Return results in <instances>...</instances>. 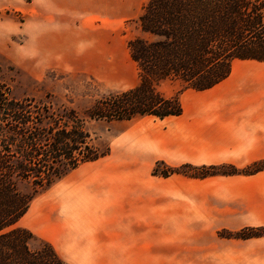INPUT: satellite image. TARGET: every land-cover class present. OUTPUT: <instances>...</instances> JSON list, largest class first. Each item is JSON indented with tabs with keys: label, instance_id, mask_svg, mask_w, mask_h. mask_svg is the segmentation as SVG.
I'll use <instances>...</instances> for the list:
<instances>
[{
	"label": "rangeland",
	"instance_id": "obj_1",
	"mask_svg": "<svg viewBox=\"0 0 264 264\" xmlns=\"http://www.w3.org/2000/svg\"><path fill=\"white\" fill-rule=\"evenodd\" d=\"M89 1L99 5L108 0ZM112 1L114 15L108 19L81 13L58 18L50 0H0V85L8 88L10 97L45 103L55 114L70 109L82 116L100 97L135 86L138 75L127 43L140 35L136 19L148 0ZM60 19H64L61 33L54 31ZM160 89L167 96L177 94L190 113L199 111L191 102L195 91H180L178 84L169 82ZM180 121L138 117L111 124L87 122L90 144L99 152L108 150L96 163L101 188L89 194L68 188L94 163L40 191L19 223L34 237L30 248L47 242L64 264H86L91 250L79 249L73 242L64 248L69 230L78 234L82 229L69 222L80 218L64 216L65 209L99 207L100 199L105 200L103 207H116V199L122 207L123 198L150 194V208L177 212L165 218L166 223L209 225L215 230V246L230 244V257H217L214 264H239L240 257L244 264H264V236L245 239L253 234L251 229L264 228V160L224 162L221 154L212 153L226 129L207 119L202 109L196 118ZM185 164L225 165L214 172L233 175L193 179L189 176L194 171L183 168ZM238 212L243 215L238 217ZM250 239L263 243L252 247L248 241L246 251H239L245 246L241 241Z\"/></svg>",
	"mask_w": 264,
	"mask_h": 264
},
{
	"label": "trees",
	"instance_id": "obj_2",
	"mask_svg": "<svg viewBox=\"0 0 264 264\" xmlns=\"http://www.w3.org/2000/svg\"><path fill=\"white\" fill-rule=\"evenodd\" d=\"M136 22L140 35L127 43L136 85L100 97L82 116L13 99L0 85V264H64L47 242L32 250L34 237L19 223L40 191L108 155L90 144L87 122L180 116L177 94L165 95L163 84L202 92L225 80L235 61L264 62V0H148ZM182 167L193 179L233 175L214 172L225 165ZM251 233L245 239L264 228Z\"/></svg>",
	"mask_w": 264,
	"mask_h": 264
},
{
	"label": "crops",
	"instance_id": "obj_3",
	"mask_svg": "<svg viewBox=\"0 0 264 264\" xmlns=\"http://www.w3.org/2000/svg\"><path fill=\"white\" fill-rule=\"evenodd\" d=\"M50 1L58 18L81 13L109 19L115 10L112 0L99 5L89 0ZM62 21L64 19L57 21L54 31L61 33ZM194 95L191 102L199 111L190 113L188 107L181 104L180 116L165 118L162 122L176 123L181 122L180 119L196 118L202 109L207 119L222 124L226 129V135L217 142L218 148L212 153L221 154L224 162L251 164L264 160V62L235 61L225 80L209 90L195 91ZM99 160L87 163L95 165L75 176L76 180L68 186L70 191L89 194L101 188L97 177L100 171L96 166ZM118 192L117 189L116 194ZM63 201L67 204L66 200ZM103 201L96 200L99 207L65 209L64 216L80 218L69 219V222L81 225L82 229L78 234L74 229L69 230L64 248L73 242L76 246L79 244V249L91 250L86 264H214L215 258L231 255L230 244L221 248L215 246L212 226L166 223L165 218L177 212L150 208V194L132 200L123 198L122 207L119 199L115 200L116 207L111 208L103 207ZM235 215L240 217L243 213ZM63 222L67 223V219ZM248 241L252 247L263 243L260 239L244 240L241 242L245 246L239 251H246ZM236 262L245 263L241 257Z\"/></svg>",
	"mask_w": 264,
	"mask_h": 264
}]
</instances>
